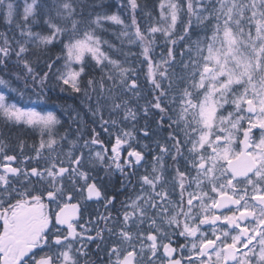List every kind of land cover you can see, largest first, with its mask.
Returning <instances> with one entry per match:
<instances>
[{"label": "snow or ice", "instance_id": "snow-or-ice-1", "mask_svg": "<svg viewBox=\"0 0 264 264\" xmlns=\"http://www.w3.org/2000/svg\"><path fill=\"white\" fill-rule=\"evenodd\" d=\"M0 264H264V0H0Z\"/></svg>", "mask_w": 264, "mask_h": 264}, {"label": "trees", "instance_id": "trees-1", "mask_svg": "<svg viewBox=\"0 0 264 264\" xmlns=\"http://www.w3.org/2000/svg\"><path fill=\"white\" fill-rule=\"evenodd\" d=\"M69 103H70V101H69ZM54 106L53 105H49V108H53Z\"/></svg>", "mask_w": 264, "mask_h": 264}]
</instances>
